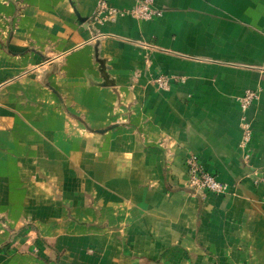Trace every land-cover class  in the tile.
<instances>
[{
	"label": "crops",
	"instance_id": "crops-1",
	"mask_svg": "<svg viewBox=\"0 0 264 264\" xmlns=\"http://www.w3.org/2000/svg\"><path fill=\"white\" fill-rule=\"evenodd\" d=\"M101 1L0 0V264H264V0Z\"/></svg>",
	"mask_w": 264,
	"mask_h": 264
},
{
	"label": "built area",
	"instance_id": "built-area-1",
	"mask_svg": "<svg viewBox=\"0 0 264 264\" xmlns=\"http://www.w3.org/2000/svg\"><path fill=\"white\" fill-rule=\"evenodd\" d=\"M153 0H140L136 6L130 11H120L109 8L106 0H102L97 8L98 13H103L108 20H115L118 16L132 15L136 18L149 20L152 18L160 17L161 12L151 7ZM169 83L164 78H157L156 84L159 87H166ZM258 99V94L253 91H246L240 99L241 109L246 111L252 104ZM242 140L241 149L243 150V161L248 162L250 153L247 151V147L251 140V128L248 122H243L241 125ZM186 175L184 187L187 193L192 197L203 196L204 193H210L213 195H225L227 194V185L220 182L216 177L205 170L200 160L195 154H188L185 158ZM254 174V184L264 185V176Z\"/></svg>",
	"mask_w": 264,
	"mask_h": 264
}]
</instances>
